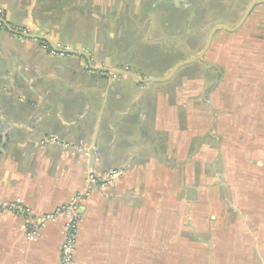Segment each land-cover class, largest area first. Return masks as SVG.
Masks as SVG:
<instances>
[{
	"label": "crops",
	"instance_id": "0c3cea01",
	"mask_svg": "<svg viewBox=\"0 0 264 264\" xmlns=\"http://www.w3.org/2000/svg\"><path fill=\"white\" fill-rule=\"evenodd\" d=\"M255 1L0 0L47 41L0 24V202L44 217L81 199L73 264H264V3L240 25ZM67 221L31 239L0 211V264H61Z\"/></svg>",
	"mask_w": 264,
	"mask_h": 264
},
{
	"label": "built area",
	"instance_id": "2783aa9c",
	"mask_svg": "<svg viewBox=\"0 0 264 264\" xmlns=\"http://www.w3.org/2000/svg\"><path fill=\"white\" fill-rule=\"evenodd\" d=\"M0 18H3L1 17V12ZM50 52L51 54H58L55 50ZM112 177L113 181L117 178L116 175H113ZM90 183L95 186L105 187L107 184L111 183V181L107 180L104 182H100L94 176L91 175ZM80 202L81 199H75L69 206L63 207L54 215H47L44 217H36L34 213L31 210L26 209L20 201L14 203L0 202V211L15 215H24L26 218L33 220L34 225L32 228H30L31 232L29 235V238L31 239H34L35 235L37 234L36 231L39 228L45 226L49 222L54 221L57 216L67 217L68 221L65 226V241L61 251V264H73L79 223Z\"/></svg>",
	"mask_w": 264,
	"mask_h": 264
},
{
	"label": "water",
	"instance_id": "95a60500",
	"mask_svg": "<svg viewBox=\"0 0 264 264\" xmlns=\"http://www.w3.org/2000/svg\"><path fill=\"white\" fill-rule=\"evenodd\" d=\"M260 3H264V0H257V1H255V2H253V4L250 6V8L248 9V11L246 12V14H245V16H244V19H243V21L241 22L240 25H242V23L244 22L246 16L251 12L252 8H253L256 4H260ZM0 24L3 25V26H5V28H7L10 32H12V33H14V34H16V35H19V36H22V37H25V38H29V39H32V40L46 41V40H44V38H40V37H37V36H32V35H29V34L24 33V32L15 31L14 29H12V27H11V26L6 22V20L3 19V18H0ZM210 39H211V38H210ZM46 42H47V41H46ZM54 49H55V51H56L57 53H63V54H64V53H66V54H74V52L58 51V50H56L55 47H54ZM76 54L86 57V55L83 54V53H79V52H77ZM200 57H201V56H199V58H200ZM196 60H197V58H196V59H193L192 61H189L188 63L194 62V61H196ZM97 71H99V72H103V73L112 74V75H121V76L124 75V76H130V77H132V78H134V79H136V80H139V78H137V76H135L134 74H130V73H128V72H123V71H119V70H110V69H106V68H104V69H98ZM139 81H140V80H139Z\"/></svg>",
	"mask_w": 264,
	"mask_h": 264
},
{
	"label": "rangeland",
	"instance_id": "374dc122",
	"mask_svg": "<svg viewBox=\"0 0 264 264\" xmlns=\"http://www.w3.org/2000/svg\"><path fill=\"white\" fill-rule=\"evenodd\" d=\"M173 63L174 62H168V64H170V65L173 64ZM247 137L252 138L253 136H247ZM247 148L248 149L246 151V158H253L254 157V154H253L254 153V150H253L254 146H253V144H250L249 147H247ZM216 153H217V155H216ZM216 153H215V157L218 159L217 160V164H221V158H222V154L221 153H222V150H219ZM233 153L236 155L238 152L235 151ZM222 172H223L222 167L218 166V165H215V174H223ZM221 179H222V177H221ZM245 199H246V197H245ZM246 212H248V208L246 209ZM242 216H248V215L246 213H243ZM236 233H237L236 230L232 231V236L234 237L236 235ZM219 236H220V231H219Z\"/></svg>",
	"mask_w": 264,
	"mask_h": 264
},
{
	"label": "trees",
	"instance_id": "16d2710c",
	"mask_svg": "<svg viewBox=\"0 0 264 264\" xmlns=\"http://www.w3.org/2000/svg\"><path fill=\"white\" fill-rule=\"evenodd\" d=\"M67 223V222H66Z\"/></svg>",
	"mask_w": 264,
	"mask_h": 264
}]
</instances>
